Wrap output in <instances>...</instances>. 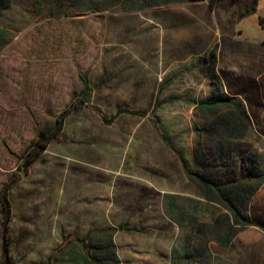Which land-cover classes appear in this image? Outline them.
I'll return each instance as SVG.
<instances>
[{"label":"rangeland","instance_id":"rangeland-1","mask_svg":"<svg viewBox=\"0 0 264 264\" xmlns=\"http://www.w3.org/2000/svg\"><path fill=\"white\" fill-rule=\"evenodd\" d=\"M233 13L161 0H10L1 9L0 195L10 207V264H46L53 252L50 264H85L70 253L90 231L109 232L120 264H264V234L237 225L223 242L227 205L204 198L160 136L191 171L213 181L237 173L244 195L259 184L221 155L210 126L229 110L196 105L215 91L213 68L221 91L244 100L246 85L264 81V0L235 24ZM118 109L146 117L112 121ZM235 142L231 150L255 149L264 163V137ZM242 212L255 221L264 200L249 199ZM2 226L0 214V264Z\"/></svg>","mask_w":264,"mask_h":264},{"label":"trees","instance_id":"trees-1","mask_svg":"<svg viewBox=\"0 0 264 264\" xmlns=\"http://www.w3.org/2000/svg\"><path fill=\"white\" fill-rule=\"evenodd\" d=\"M142 2H146V0H140ZM201 1H208L209 7L212 9H222L228 10L233 9V20L232 23H236L241 18L253 14L256 11L257 4L259 0H161L163 3H193V2H201ZM10 2V0H0V11L2 8L6 7V5ZM2 3V5H1ZM261 23L264 26V20H261ZM6 31L0 29V41L3 40ZM1 36H3L1 38ZM1 47V44H0ZM213 55V53H211ZM205 59H203L204 61ZM212 81L215 82L214 87L215 91L213 95L201 102H198L196 105L203 109L204 111H211V110H219L221 107L227 108L229 111L218 119H214L211 124V129L217 132L219 136H221V129L222 125L228 127L229 121L233 124H237L238 119L245 120L247 118L244 106L242 101L233 96H229L225 92L221 91V84L217 79V75L212 69L211 73ZM80 83L83 88L81 95L86 94L87 92V79L86 77L80 78ZM73 98V97H72ZM74 100V99H73ZM72 107L74 106V102L72 101L70 104ZM127 115L132 117H146V114L143 111L139 110H128V109H118L115 111L114 116L112 117V121L116 118ZM60 122V121H59ZM58 122V124H59ZM225 122V123H224ZM156 125V122H153ZM57 124V125H58ZM57 127V126H56ZM158 128V126H157ZM55 136V135H53ZM161 139L166 143V145L172 149V151L177 155L182 169L186 173L187 177L191 180L196 182L202 191V194L205 199H218L223 201L225 205H227L232 222L230 226L227 228V232L224 237H221L223 242H226L228 238L231 237L233 234V228L237 225H242L243 228L247 227H257L260 231L264 233V228L259 227L252 222H250L246 215L242 212L247 204L251 195L258 189V187L264 181V174L260 176L255 175L257 171L249 170L246 172L247 177H260L259 184L257 186H253L250 190V193L244 195L243 190L247 188L244 182L239 180L240 177L233 176H226L220 181H213L208 179L206 176L196 173L195 171H191L187 165L185 159L175 150L174 145L164 136V134L160 133ZM42 140V139H41ZM48 142V141H47ZM43 142H39L38 147L41 150L45 149V144ZM37 154V153H36ZM36 156H30L26 162L33 161ZM31 158V159H30ZM244 171V170H243ZM245 172V171H244ZM262 173V172H260ZM0 214L2 217V244H3V256L5 258L4 264H10L9 260V215H10V207L9 202L6 197L5 191L2 192L0 195ZM74 249L79 251V254L71 251L70 256L74 260H80L82 263L85 264H120V260L116 256V248L111 240L110 234L107 231L103 232H95L90 231L87 233L86 237L80 240L78 243H74ZM62 255L64 254V247H58ZM63 249V250H62ZM73 249V248H72ZM61 255V256H62ZM56 256V252H53L49 257L46 264H50L51 260ZM60 257V256H59Z\"/></svg>","mask_w":264,"mask_h":264},{"label":"crops","instance_id":"crops-1","mask_svg":"<svg viewBox=\"0 0 264 264\" xmlns=\"http://www.w3.org/2000/svg\"><path fill=\"white\" fill-rule=\"evenodd\" d=\"M259 48L260 50L261 49L264 50V43H261ZM250 91H251V94H250ZM240 94H243L246 97V99L245 100L241 99ZM239 95L240 96L233 95V97H237L242 101L247 118L245 120L238 119L236 125L233 124L231 121H229L228 127L224 126V124L222 125V129H221L222 135L220 136L221 155L223 158H228L230 162L233 161L236 163H242V165H244V167L241 170L242 174L248 172L249 170L251 171L259 170L260 172L262 171L264 172V163L255 154L257 150L254 149L253 152H251L252 155L249 153L251 149H247L246 151L244 149L240 150V147H238L237 149L235 148L231 150V146L233 145V143L235 144L236 143L235 141L238 142L243 137L244 139L249 138L253 134H256V137H260L261 139L264 137V81H259L258 83L253 82V85L252 84H248V86L246 85V87L244 88V91L242 90L239 93ZM250 97H252L253 99ZM248 98L253 101L250 102ZM252 104L253 106L255 105L257 109V112H255L256 115L255 113L252 114V111L250 108ZM258 122H260V125L258 124ZM259 130L260 131L263 130V132L261 133ZM243 144L245 145L247 144L250 147H252V145L249 142L247 143L244 142ZM260 150L262 151L261 148L259 149V151ZM233 176L238 177L239 174L235 173L233 174ZM263 184H264V181L258 187V189L251 195V197L249 198L250 200L251 199L252 200H255V199L264 200V191H262ZM246 217L253 224L255 225L259 224L262 228H264V214L260 216L259 218H256L255 221L252 219L251 213H249V215H246ZM260 232L264 234L262 231Z\"/></svg>","mask_w":264,"mask_h":264}]
</instances>
